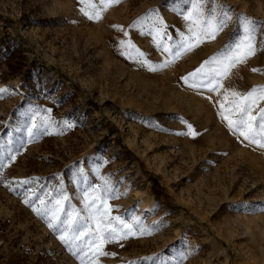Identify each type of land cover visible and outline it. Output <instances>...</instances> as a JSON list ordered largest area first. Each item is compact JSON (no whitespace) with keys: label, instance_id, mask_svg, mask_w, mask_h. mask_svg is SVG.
<instances>
[{"label":"rangeland","instance_id":"obj_1","mask_svg":"<svg viewBox=\"0 0 264 264\" xmlns=\"http://www.w3.org/2000/svg\"><path fill=\"white\" fill-rule=\"evenodd\" d=\"M91 2L0 0V264H81L48 220L59 200L62 221L79 214L69 236L92 224L85 192L105 178L120 194L109 218L151 234L99 242L92 264H264V148L220 115L264 86V26L219 95L183 79L244 37L241 17L264 21V0H205L232 19L181 55L198 0ZM251 100L258 118L264 93Z\"/></svg>","mask_w":264,"mask_h":264},{"label":"snow or ice","instance_id":"obj_2","mask_svg":"<svg viewBox=\"0 0 264 264\" xmlns=\"http://www.w3.org/2000/svg\"><path fill=\"white\" fill-rule=\"evenodd\" d=\"M89 3V6L95 8V4L91 0H81V3ZM83 10V9H82ZM85 15H89V18H99V13L95 16L90 15L87 10ZM185 20L189 21L188 33L191 35H185L181 33V40L177 45V51L175 55L186 54L194 49L201 43V40H197L193 44L195 39V33L198 31L201 37L211 36L215 39L216 35L222 31L227 24L231 21L230 10L223 4H218L211 9L206 8L205 0H198L197 4L193 5V11L187 12L184 15ZM244 27V37L237 39L234 43L226 46V48L216 57H212L210 60L205 61L194 72L183 77L186 84L194 90L207 89L209 92H214L219 95L218 88L221 87L220 81L227 79L233 68H236L239 64H245L247 60L254 56L257 52L255 36L260 27L264 26V21H255L248 17L240 18ZM163 25L161 24V27ZM165 36L167 33L165 32ZM159 47L163 52L170 53L172 49L165 44L158 42ZM260 50H264L261 48ZM143 54H141L142 56ZM131 58V57H130ZM167 66V62L161 67ZM207 66V67H206ZM151 70H155L152 68ZM253 71H257L253 69ZM3 91V90H0ZM227 91V90H225ZM264 93V86L253 88L247 94H244L248 99V102L235 108V111L228 112V110H222L220 115L222 119L226 120L228 127L234 134L242 136L250 144L258 145L260 148H264V109L260 110V116L258 118L252 116V103L251 97L256 93ZM233 96L241 95L238 92L233 91ZM221 109H224L221 104ZM228 112V114H226ZM235 115L236 118L232 119L231 116ZM71 127V125H69ZM189 127V132L184 133L186 135H195V131ZM28 183V181H23ZM120 194L111 185L110 178H105V186L103 190L99 188L92 189V192H85V207L88 210V219L92 221V224L85 223L83 226L78 227L71 236L68 235L69 229L62 227L64 224L76 225L77 220L74 217H78V213H68V220L62 221L61 214L63 213V207L61 201H56V208L52 211L51 219L48 220L49 227L57 229L61 227L60 239L69 247L74 248V254L78 253V258L81 259V264H92L91 260H88V253L91 249L101 241L115 242L116 238L127 239L129 236L136 235L139 232L143 234H151L140 220L133 218L132 222H126L121 217L109 218L107 207L110 199H118ZM64 200L68 198L63 197ZM28 203V201H25ZM44 203L43 200L40 201ZM38 215L47 218V213L40 209H34ZM58 223H53V222ZM80 241V243H76ZM102 255H108V253L101 252ZM93 254V258H94ZM114 255V254H113Z\"/></svg>","mask_w":264,"mask_h":264},{"label":"bare ground","instance_id":"obj_3","mask_svg":"<svg viewBox=\"0 0 264 264\" xmlns=\"http://www.w3.org/2000/svg\"><path fill=\"white\" fill-rule=\"evenodd\" d=\"M258 209H259V208H258ZM258 209H256V210L258 211ZM256 210H255V211H256Z\"/></svg>","mask_w":264,"mask_h":264}]
</instances>
